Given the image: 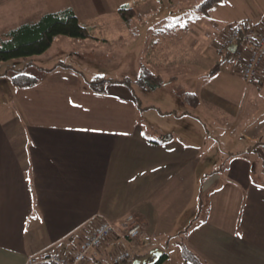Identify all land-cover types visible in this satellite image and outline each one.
Returning a JSON list of instances; mask_svg holds the SVG:
<instances>
[{
	"label": "crops",
	"instance_id": "0c3cea01",
	"mask_svg": "<svg viewBox=\"0 0 264 264\" xmlns=\"http://www.w3.org/2000/svg\"><path fill=\"white\" fill-rule=\"evenodd\" d=\"M201 1L0 0V36L67 7L89 33L84 39L56 37L46 52L34 55L37 60L26 63L32 65L25 71L38 83L14 85L18 109L0 103V264H26L34 254H71L102 219L121 222L128 215L143 222L142 237L132 240L136 251L123 249L131 257L161 248L168 254L161 264H191L181 255L184 239L207 264H264V184L253 178L254 157L264 155V65L260 81L242 93L235 92L239 87L228 68L226 93L213 86L221 72L215 77L212 68L198 72L188 78L191 84L174 90L181 103L171 92L163 103L146 104L168 119L161 124L156 117L141 119L150 109L139 107L131 87L109 82L104 92L94 91L79 69L85 56L95 62L91 52L113 43L128 45L132 53L139 36L132 24L136 18L162 20L167 23L148 32V60L140 63V70L145 65L162 79L145 87L154 93L171 68L170 47L184 36L205 31L227 36L240 22L264 26V0H222L209 14L196 9ZM120 8L133 9L128 22ZM186 60L194 70L195 58ZM60 63L77 71L55 67ZM175 74L168 77L171 84ZM142 81L151 84L146 77ZM187 92L197 95L196 106L185 99ZM170 120L174 128L167 126ZM203 129L209 137L228 134L242 142L238 147L228 141L226 149L220 144L215 156L220 169L203 172L214 155L212 142L193 139ZM221 179L227 183L218 187ZM123 240L108 239L88 264H113ZM173 240L179 251L169 249Z\"/></svg>",
	"mask_w": 264,
	"mask_h": 264
},
{
	"label": "rangeland",
	"instance_id": "374dc122",
	"mask_svg": "<svg viewBox=\"0 0 264 264\" xmlns=\"http://www.w3.org/2000/svg\"><path fill=\"white\" fill-rule=\"evenodd\" d=\"M197 16H199L200 19L204 18L203 14H200L199 12H194ZM192 11V15L194 14ZM162 20H149V21H141V19L136 18L133 21V26H136L137 30H139V36L136 43H132V49L134 48V51L132 53L130 52V48L128 45L126 46H120L119 43H113L111 45V48H107L106 50H96L95 52H91L92 58L95 59V62L88 59L87 56L84 57V62H82L79 66V69L82 70L85 73V77L91 81L95 79V77H117L120 78L124 75H130V82L131 87L135 91V93L138 95V97H143V101L141 99V103L143 107H146V104H150L153 101H156L157 99H162L161 103H163L164 99H167L168 95L171 94V92L175 96L176 103L180 102V99L177 98V94L174 93V90L182 89L183 82L190 83V80L188 78H191L196 76L198 72H202L204 70L213 68L215 66V61L219 58H223L222 54L218 53L219 45L224 39L228 36H222L223 33L220 32L216 34V36L213 35L211 32H202L200 34L196 33V37L193 36H184L185 41H182L181 39L176 41V45L172 46L174 53H168V58H171V64L168 71H165V83L164 85H161L158 91H155L153 93L152 90H149L148 88L143 87L140 82L138 81L139 78L142 77L141 70H140V63L143 62L146 64V61L148 60V54L150 50V37H149V31L150 29H153L155 27H160L161 25L167 23V22H161ZM172 22V21H170ZM158 23V24H157ZM125 28V27H124ZM126 36L128 35V30H125ZM63 38H67V36H62ZM72 38V37H71ZM75 39V38H74ZM183 39V38H182ZM187 40V41H186ZM195 42V43H194ZM193 43L194 46L193 47ZM134 45V46H133ZM58 46V45H57ZM180 47V48H179ZM217 49V50H216ZM54 50V49H53ZM49 54V53H48ZM189 59L195 58L196 62V68L192 70V64L186 63V58ZM127 58V60H124L123 63L120 65V58ZM133 57L135 59L133 60ZM132 58V59H131ZM100 64L94 65V63H98V60ZM225 60V58H223ZM31 60H37L36 56H31L27 58H19V59H10L6 61L0 62V103L5 101L7 105L4 106H10L12 109L16 110L17 102L15 100V96H13V88L14 84L12 83V76L16 73H18L19 70L23 69V67L26 65L28 61ZM186 60V61H185ZM200 60H203L200 62ZM201 67H200V64ZM223 66V67H222ZM225 68H228V72L234 73L233 78L229 76L228 72H225ZM232 69V70H231ZM238 64L234 60L232 62H228V60H225L220 69L216 72V74H220L221 76L219 78H215L213 86L217 88V90H220L223 93L229 92V82L222 83L223 81L228 80L229 78H232L233 85H238L239 88L235 89L236 93H242L244 91L248 90V87L251 84H248L239 74L237 75L238 71ZM208 71V70H207ZM233 71V72H232ZM126 73V74H125ZM174 73L177 76V80L174 84H171L169 82L170 76H172ZM216 74H213L214 77ZM212 75V74H211ZM228 79H227V78ZM207 78H210V76L206 75L203 76V83ZM181 85V86H180ZM246 89V90H245ZM240 94L237 95L239 97ZM179 104V103H178ZM1 106V105H0ZM161 110L166 109L163 106H160ZM2 107H0L1 109ZM158 109H150V111H147L144 113V116H141V119L148 120L149 118H152L153 120L158 118L160 122H156L158 124H161L162 122H167L165 118H162L158 115L157 111ZM146 111V110H145ZM172 121L170 120V128H174V126L171 127ZM176 131V130H175ZM206 131L203 129L202 136L199 137V134L196 133L193 139L194 141L202 140L203 142L208 141L212 142L214 145L212 152L214 153L213 157L211 159H208L206 162V165L203 164L202 169L203 172L209 171L211 168L214 170L216 168L220 169V164H222L219 157H215L220 149V144L222 145L223 149L227 148V142L233 141L229 138L228 134H224L220 137H216L213 135V137H205ZM196 137V138H195ZM234 143H236V146L240 147L242 145L241 140H234ZM254 175L253 178L258 183L264 184V155H256L254 157ZM204 162V163H205ZM209 168V169H205ZM221 171L218 173L220 174ZM227 181L225 179H221V182L218 187H220L222 184H226ZM125 245L128 247V249L131 252H135V245L136 243L129 239H124L122 243L118 245L117 248L120 251H123L125 248ZM169 249H175L176 251L178 249V246L175 245V241L173 240L171 242V246H169ZM114 250V249H113ZM112 250V252H114Z\"/></svg>",
	"mask_w": 264,
	"mask_h": 264
},
{
	"label": "trees",
	"instance_id": "16d2710c",
	"mask_svg": "<svg viewBox=\"0 0 264 264\" xmlns=\"http://www.w3.org/2000/svg\"><path fill=\"white\" fill-rule=\"evenodd\" d=\"M222 0H202L196 9L203 14H209L213 9L214 5L221 2ZM119 12L125 21H129L133 16V9L131 8H120ZM244 23V22H242ZM241 23V24H242ZM58 36H68L77 39H84L89 36L86 27L81 25L80 20L74 10L71 7L65 9L49 12L38 19L24 23L0 36V62L10 59L27 58L34 55H39L46 52L53 44L54 40ZM232 52L224 55L225 60L229 59ZM223 58L215 63V66L211 69L210 74H215L221 67L222 63L225 61ZM32 64H27L23 69L19 70L18 73L12 76V82L18 87H31L38 83V78L27 73L25 69ZM63 66L76 70L70 65L60 63L55 67ZM54 69V68H53ZM52 69H47L50 71ZM77 71V70H76ZM142 77L138 79L143 87L151 86L154 84L161 83L162 79L159 75L153 73L147 66L143 65L141 67ZM144 77H146L151 84L143 82ZM130 78H125L121 80H113L108 78L95 77V79L89 81L88 85L91 89L97 92H104L105 85L109 82H114L118 84L131 87ZM132 88V87H131ZM185 99L191 104V106H196L198 104V97L193 92H187L184 94ZM137 103L139 107L143 110L153 108L152 106L143 107L141 99L137 98ZM162 114H171L176 112H162ZM184 114V113H183ZM181 255L184 260L190 262L191 264H207V262L202 259L195 251H193L187 243L181 241L180 245ZM148 254V253H147ZM144 255L133 256L129 258L122 264H131L135 259L143 257ZM168 258V254L163 252V255L157 264L163 263Z\"/></svg>",
	"mask_w": 264,
	"mask_h": 264
},
{
	"label": "built area",
	"instance_id": "2783aa9c",
	"mask_svg": "<svg viewBox=\"0 0 264 264\" xmlns=\"http://www.w3.org/2000/svg\"><path fill=\"white\" fill-rule=\"evenodd\" d=\"M241 23L231 27L229 35L220 43L218 51L226 55L231 52L232 45H237L231 55L236 62L242 64L241 76L248 84H256L261 79L264 65V26L254 28L245 22ZM142 235L143 222L133 215H128L121 222L102 219L71 254H34L28 257L26 264H88L89 259L96 255L103 243L111 237L137 240ZM131 256L130 251L123 250L114 255L112 263L122 264Z\"/></svg>",
	"mask_w": 264,
	"mask_h": 264
},
{
	"label": "water",
	"instance_id": "95a60500",
	"mask_svg": "<svg viewBox=\"0 0 264 264\" xmlns=\"http://www.w3.org/2000/svg\"><path fill=\"white\" fill-rule=\"evenodd\" d=\"M237 45H232L230 47L231 51H235ZM171 138V135H169ZM163 255V250L161 248H154L149 251V253L143 257L135 259L131 264H157Z\"/></svg>",
	"mask_w": 264,
	"mask_h": 264
}]
</instances>
